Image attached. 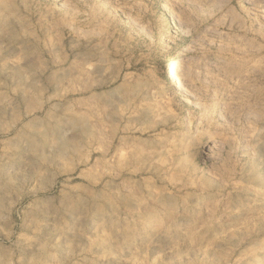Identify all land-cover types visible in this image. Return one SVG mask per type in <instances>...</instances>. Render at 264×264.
Listing matches in <instances>:
<instances>
[{
	"label": "rangeland",
	"instance_id": "obj_1",
	"mask_svg": "<svg viewBox=\"0 0 264 264\" xmlns=\"http://www.w3.org/2000/svg\"><path fill=\"white\" fill-rule=\"evenodd\" d=\"M0 264H264V0H0Z\"/></svg>",
	"mask_w": 264,
	"mask_h": 264
},
{
	"label": "bare ground",
	"instance_id": "obj_2",
	"mask_svg": "<svg viewBox=\"0 0 264 264\" xmlns=\"http://www.w3.org/2000/svg\"><path fill=\"white\" fill-rule=\"evenodd\" d=\"M176 58H179V55L176 56ZM164 78L166 81L175 82L176 80V70L173 63H168L165 65L163 70ZM177 83V82H176Z\"/></svg>",
	"mask_w": 264,
	"mask_h": 264
}]
</instances>
